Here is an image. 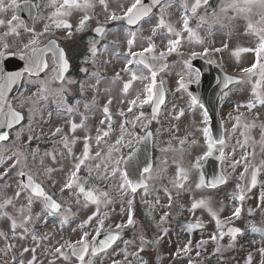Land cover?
Returning a JSON list of instances; mask_svg holds the SVG:
<instances>
[{
  "label": "rangeland",
  "instance_id": "obj_1",
  "mask_svg": "<svg viewBox=\"0 0 264 264\" xmlns=\"http://www.w3.org/2000/svg\"><path fill=\"white\" fill-rule=\"evenodd\" d=\"M173 3H175V7L179 6L177 0L170 2L169 4ZM172 12L176 13V18L171 24L177 30H181L183 27L182 17L184 14L181 12V8L177 11L170 9L166 12L169 17L168 20L172 18ZM203 18L204 21H208L209 19L207 16H204ZM209 20V23L211 24L212 21H215V17H212ZM220 22L221 21H215L212 27H210L208 31H205V29L201 27L200 19V26L193 29L196 30L199 36L204 40L203 43H197L195 40L189 42L187 40V33H184V41H182L178 51L173 53L176 58L173 56L172 58L174 59H170V68L160 75H157V79L164 82L166 90L171 93L172 97V99L168 101V109L163 113L161 112L160 116L158 115L154 117L152 114L149 116L143 115L140 120H137L136 118L140 117V113H142L140 106L133 107L136 109L134 112H128L129 101L134 99L138 94L143 98L145 85L148 84L149 81H133L128 92H123L124 83L131 77L130 73L123 71L127 63L129 48L128 46L125 47L122 43L115 48H108L109 51L104 56L99 54L93 59L78 57V60L81 61V71H79L81 75L82 72L89 73L83 76L80 75L79 77L71 76L70 82L66 88L53 87V90H51L48 110L41 112L40 116L38 115L37 110H28L27 116L31 121L26 127V140L22 139V142H17V148H15V144L14 147L10 145L2 147L3 152L0 153V172H4L6 168H10V166L15 163L16 159L22 161L20 165L12 171V174L6 178L5 182H0V200L4 197L14 195L17 181L20 179L17 172L21 170L32 174L39 181L45 182L48 185L49 190H51L52 193H55L63 186L70 173L74 170V166L78 162V159L82 158V153L84 151V136L90 135L92 137V140L89 142L92 149L91 151L100 152L101 156L100 158H96L95 154H90L91 157L89 156V159L86 161V169L88 170L89 175L85 176L83 180L86 181L87 188L95 187L108 191L111 195V203L107 206L101 205L100 216L94 218L91 224L87 227L80 228L77 231L76 229H73V224H62L61 221L63 217L68 216L69 220L70 218L73 219L74 216H77L80 220L84 221L85 218H88V216H91L93 212L96 211V205L90 203L87 204V206L84 205L82 196H80V203H77L76 193L78 192V189H73L59 198L62 203V209L60 213L51 215L54 218H52V221L48 224L44 222L45 214L43 199L34 198L31 205V215L33 219L31 223L24 225V227L28 229L27 233H24L22 227H17L16 233L13 234L10 230V220L4 216H0V233H4L7 236V239H5L4 236H0V257L7 258V262L3 264L18 263L21 260L24 264H29V262L32 261L33 255L36 257L34 264H79L78 261L69 254L67 248L64 249L65 256H59L56 254L55 248L59 247L60 244L79 240L85 231L89 233L88 239L90 240L96 232L95 229L99 226V219H102L104 222L103 228H112V226H116L117 224L125 223L132 206V204L129 206L128 201L131 200L133 203L136 197H138L140 201V209L143 216H145L144 218L147 219L146 215H148L151 217V225L159 228L155 236L157 251L159 250L158 264H202V262L210 258L212 254L211 252L217 250V248H219V251H224L226 247L227 252L230 251L231 248L235 250L232 264H248L249 254L252 256L251 264H261V262L264 261V255H262L260 251L261 249H264V240L262 241V239L249 232V228L253 222L247 224L245 228L247 233L238 236L235 240H232L230 237L226 238L225 235L221 238L219 234L221 232L224 233V230L222 228H217L215 222L216 219L209 211L210 208L212 211L217 212L220 220H223L227 215V224H231L237 223L243 214H255L259 211V206H263L264 209V201L261 200V193L264 192V184H260L259 189L253 191L246 202L244 200V203H246L247 206L246 208L242 207L245 210H241L239 218L232 216L234 207L240 206V202L234 200L233 195H239L237 185H240V179L245 168V160L243 157L249 153H255L256 156L258 155V152L255 150L246 153L247 151L242 149V143L244 142L242 139V128L233 120L228 122V182L227 186H222L218 189H197L196 184L199 183L200 175L195 170H189L192 169L191 166L193 161L197 160L198 156H203L204 152L207 151L206 139L203 137V133L200 132V128L195 124L192 117L190 119V124L194 125L192 128L197 133V140L199 141L194 145L196 152L194 154L184 152V154L180 155V158H174V160L169 159L163 153L164 148L168 152H172L171 148H173V150L177 149L179 144L177 145L174 140L176 138L178 140L184 138L180 136L181 132L176 129L181 122L184 121L181 125L183 129H188L189 121L186 123V119H184L183 121L175 122L171 117L176 118L175 114L181 113V111L182 113H189V108H183L182 105L188 104L190 108L193 106L191 101L187 99L188 96L185 92L179 88V76L190 77L192 79L197 78V72H193L192 69L184 63L185 60L191 58L192 52L202 49L198 48L196 44L200 46L207 43L209 46L216 47L221 46L222 43H226L227 41V44L230 47L227 52V68L231 71L249 64L241 63L244 62V60H241L240 57L234 55V47L236 45L246 44V46L252 48L258 44L256 37H242L235 32V26H226L224 22ZM147 24L142 27L139 33H137V41L136 44L133 45L132 50L138 51L142 45H145V38L148 36H152L153 41L157 44V51L164 50L167 40L160 34V32L156 33V35H159V37H156V35H153L150 31L156 23L153 25L151 24V26ZM218 24L221 26L220 28L212 29ZM117 31L123 32L124 30L118 29ZM127 38L130 39L129 35H127ZM109 47L113 46L111 45ZM168 56L170 57L171 55ZM132 69L138 76L150 77L151 75L150 70L144 68L142 65H134L132 66ZM117 73H119V79L116 78ZM38 87L42 89V84H38ZM239 87L240 93L239 91H233L232 94L228 96V101L230 99H236V97H238L237 99L239 100H243L244 95L250 91L246 84L240 85ZM176 90L180 91L178 96H175ZM64 91L71 92L72 95H74V99L75 95L80 97L74 101L70 98L68 104L66 99H64ZM23 98V100L26 101L28 100L27 98H33V95H26L23 96ZM109 99L112 101L110 105L107 103ZM228 101L227 112L230 113V111H234V109L232 108V101L230 100V104ZM22 102L21 99V103ZM106 105L110 108L111 124L113 123L115 129L112 128V131H114H110L109 135L102 139L101 144L103 145V148L100 150L98 147L99 145H97L95 141V137L98 128H101L104 131L108 130V121H106L104 125L101 124V120L105 118L103 109ZM69 108L72 109L71 112L68 110ZM257 108L259 109L260 106ZM121 111L125 113L124 116L120 115ZM192 112L194 114L198 113L199 121L201 119L199 125L203 130V124L206 119L204 113L202 114L200 109H198V111L192 110ZM127 114L129 115L127 121L130 122L128 125L134 129L129 131L125 125L124 143L116 146L115 142L121 135V124L125 122V116ZM85 117L87 119H84ZM82 121L84 127H78L75 133H72L71 124L75 122L77 125H80ZM153 122L159 125L158 131L156 129L155 132V142L160 153L157 155L155 168L152 169L153 179L149 181V194L145 195L144 191L140 189L135 194H132L129 191L122 195L118 188V185L121 182L119 176L115 178L109 176V179L107 180L102 178L103 162L108 156L109 148L113 146L118 147L119 152L117 153L113 151L112 156H124V153L121 154L122 148H125L129 144V141L132 143V141L137 138L144 129H146L144 125L149 126L152 125ZM234 125H237L235 129L233 127ZM57 128L62 129L63 135L56 132ZM135 129H139L140 131L136 132ZM257 133L258 132L256 131V134ZM35 135H51L55 141L52 140L50 143H45L47 147H39L38 145L34 146L30 142ZM65 135L69 140L74 141L70 146L71 151L64 146L63 136ZM213 153L220 156L219 148H216ZM53 157L55 158L53 159ZM234 161H239L240 163L234 165ZM178 163H181L182 166L185 164V168L189 171L188 180L184 183L182 189H177L174 186ZM96 164H101L100 174L97 172L95 167ZM89 169H91V173H89ZM91 177H96L97 180H92ZM260 179L262 180L260 183H264V173ZM164 188H168L169 191H171L173 201L177 203L180 210H178L179 212L177 211L172 214L173 222L171 223L167 221H164L163 223L160 220V217L165 213L164 206L168 204V197L163 191ZM27 195V193L22 194L19 200L16 201L17 208L22 204H27ZM201 198L208 201V207L198 208L195 213L189 211L193 200ZM157 199L159 200L158 204ZM260 202H262L263 205H260ZM5 211H7L9 215H16L15 210L11 206L5 209ZM187 221L203 222L206 224V228L193 235H188L183 227ZM17 223L18 225L20 224L19 218H17ZM262 223H264V218ZM37 224H40L41 226L47 224V226L44 227L45 230H47V237H44L42 232L35 231V225ZM173 225H175L174 228H172ZM138 227V230H146L141 229V224L138 225ZM142 227L144 228L145 225L143 224ZM164 229H167V231L165 232ZM211 235H217L218 239H209ZM33 236L36 237V240H33ZM189 240L191 241L190 251L185 252L184 248ZM201 240L207 241V243L198 246ZM8 245H11V247H8ZM145 245L146 247L153 246L147 241ZM25 248L29 249V251L25 252ZM32 248L36 249L34 254L31 251ZM138 249L137 246H129L122 242L116 247L114 253L112 252L104 258H101V256H89L85 261L86 264L88 261H91V264H96L102 260L104 262L115 261L119 264H144L143 258L138 255ZM197 253H199V255H197ZM188 254L195 256L197 260L194 261L193 258L187 256ZM65 257H67V259Z\"/></svg>",
  "mask_w": 264,
  "mask_h": 264
},
{
  "label": "snow or ice",
  "instance_id": "obj_2",
  "mask_svg": "<svg viewBox=\"0 0 264 264\" xmlns=\"http://www.w3.org/2000/svg\"><path fill=\"white\" fill-rule=\"evenodd\" d=\"M99 3L103 6L105 10V15L107 17L105 25H100L99 22H97L98 26L95 28V32L98 34H103L106 30V24L109 22H124L126 26H132V25H139L141 21H145V18L150 17L152 14L153 7L159 5L160 6V13L157 18V22L154 27L150 29L153 35H155L157 32H160V34L167 40L166 46L164 50L157 51V44L153 41L152 36H148L145 38V45H142L138 51H133L132 47L136 44L137 41V34L136 32H129L130 39L127 40L128 44V59L125 68L123 71L130 73V79L124 83L123 85V92L127 93L129 88L131 87L133 81L136 80H147L149 81L148 84L145 85L144 88V95L143 98L141 95H137L134 99L129 101V107L128 112L132 111L133 107L140 106L142 107L145 104H154L155 107L153 108V116L155 117L159 105L164 103L165 98V92L163 88V81H157V73L159 71H162L164 68L167 67L166 59L167 56L177 52L178 48L181 46L182 41H184L185 36L184 33H187V40L189 42L195 40L197 43H203V39L199 36L198 32L194 30L192 27H190L189 20L190 17L194 14H197V10L201 7V5L207 6L208 0H185L184 3L181 4V8L183 9V27L181 30H177L171 23L168 22V20L165 17L164 10L166 7H171L170 4L166 2V0H152V4L148 5L144 3V0H130V6H128L126 9H122L120 14H117L115 11L108 12V5L106 3V0H99ZM54 9V11L51 13L49 19L53 21V24L56 28H63L66 31L67 37L71 38L72 36V29L73 25L68 22L67 19H64L66 17H69L74 9H84L88 10L94 7V4L92 0H51V4L49 5ZM9 7H17L16 0H10V4H5L4 0H0V12L6 11ZM37 7H39L37 5ZM228 9H235L238 13H252L253 9L259 10L260 15V22L259 25L253 24L251 20H249V23L247 25L248 29L250 31H253L257 34L259 37V45L258 47L254 48H248V49H236L234 51V55L239 56L241 52H253L255 53V62L251 64L250 67L242 68L241 71L244 74L245 77H258V79L255 81V85L253 87V100L249 101L245 107L252 109L255 108L257 103L260 105H264V0H230L227 4H225L224 7L221 8V13H226ZM213 17H216V13H213ZM93 17L90 15L85 14L83 18L79 20V23L76 27V31H82L88 22L92 20ZM201 23H204V18L201 17ZM19 18L15 15L11 17V19H8L7 21L0 19V26H5L8 28V32L5 33V35H16L18 34V28H24L25 30L29 32H33L34 29L27 27L23 25L22 22H17ZM146 22V21H145ZM198 25L197 27H199ZM49 32V26L46 25L44 27V31L42 33H38L34 35L28 43H25L23 45V48L27 50L23 53V57L28 59L30 63L33 65L39 67L44 66L46 67V62L44 61L43 57L44 54L51 52L54 57L57 58L58 61V71L56 79L63 80L64 78V72L67 71L69 65L68 61L65 57L63 49L59 47V45L56 43L55 40H49L48 45L41 49L37 47L39 40L41 37L44 36L45 33ZM7 48V45L4 46ZM228 46L227 44L223 45V48H214L211 49L213 52H220L223 49H226ZM98 49L96 48L95 43L92 46V54L93 56L96 55ZM210 50L205 48L203 54H207ZM4 55L3 52H0V57ZM201 55V53L192 52L191 57L195 58L196 56ZM185 65H187L189 68L191 67V61L185 60ZM210 63H214V61H210ZM143 66L144 68L150 70V77L145 76H138L135 71H133L132 66ZM22 74L21 73H8L6 77H0V80H4L5 85H10L11 83L15 82L16 79H18ZM199 77V73L197 72V79ZM117 79H119V73H117ZM234 77L225 75L224 81L225 86L227 87L228 84L232 83L234 81ZM4 87V85H0V88ZM179 88L185 89L186 84L184 81L183 76L181 77L179 81ZM109 105L112 103L111 99L107 102ZM191 103L192 105H199L201 108H203V105L200 104V101L197 97L192 96L191 97ZM23 104V102H22ZM70 112L72 111L71 108L68 109ZM105 118L101 120V124L104 125L106 121H108L107 127L108 130L104 131L101 128L97 129V135L95 137V141L97 145L101 142V140L109 135V132L112 130L111 128V113L109 112V108L106 105L103 109ZM183 114L182 111L180 113ZM204 114L207 116V110L204 109ZM121 116H124L125 113L123 111L120 112ZM143 116V113H141L140 117H137V120H140ZM23 119V116L20 112L12 110L11 112V122H9V127H11L12 122H19ZM84 119H87L86 117ZM237 125L239 124L240 118L237 117ZM129 121H125L123 124H121V135L120 138L116 140V146L122 145L124 143V129L125 125L129 124ZM150 123V121H149ZM205 124H207V121H205ZM237 125H234V129ZM147 127V125H144ZM78 127H84L83 121L80 125H77L75 122L71 124V131L72 133H75L76 129ZM248 125H245V128H247ZM203 135L207 142V151L204 153L203 156L199 157L196 160L195 167L201 168V161L206 159L208 156H211L213 154V151L216 149L217 145H220V157L223 158V146H224V138L221 136L219 139H215L212 137L211 129L209 127L203 128ZM57 133H62V129L57 128ZM152 136L151 132H148L145 136L140 137L139 140H137V143L140 142V140H147L150 139ZM8 139V133L7 132H0V141H6ZM92 140V137L90 135L84 136V151L82 153V158L78 159V162L74 166V170L70 173L67 180L64 182L63 186L61 187V192H64L65 190H73L78 189L77 195V203H80V196L83 197L84 205L87 206V204L91 203L96 205V211L93 212L91 216H88L87 220L84 221V223L81 225L83 228L84 225L91 224L94 218H98L100 216V206L111 203V195L108 191L101 190L99 188H86V181H84L80 176L79 172L82 166H87L86 161L89 159V148L90 144L89 142ZM74 141L69 140V138L65 135L63 136V143L66 148H68L69 151H71V144ZM129 147H133L131 141L128 142ZM185 141L181 140L180 144L184 145ZM182 150V149H181ZM119 152L118 147H111L109 148L108 156L103 162V179H109V176L112 178H115L117 176L120 177V183L118 185L119 191L121 194H125L127 192H131L132 194H135L138 189H142L144 191L145 195L149 194L150 184L149 181L153 179L152 177V165L145 163V166L142 169V172H139L137 175V178L133 179L130 178L132 173L130 169L134 168V162L133 157L135 156V150L132 152H129L127 154V160L123 156H112V152ZM96 158H100L101 153L97 152ZM254 155V154H253ZM55 157H53L54 159ZM26 159V158H25ZM243 159L246 162V166L244 171L247 173L249 171V168L252 169L251 171V179L250 184H246L245 186L241 187L240 185H237V188L239 189V195H233L234 200H238L240 202V206L234 207L232 211V216L239 218L241 214V210L243 207V202L246 198V192L250 190L251 187H255L257 183V173H259L260 168L256 167L255 165H249L247 164L248 157L245 156ZM22 161L20 159H16L15 163L11 165V169H16ZM239 161H234L235 164H239ZM125 165V167H121V165ZM98 174H100L101 170V164L95 165ZM8 171L5 170L4 172H0V180L6 179L8 176ZM89 173H91V169H89ZM17 175L21 178L17 181L16 184V190L14 192L13 196L10 197H4L2 200H0V216H4L10 220V230L13 232V234L16 233L17 227H22L24 230V233H27L28 229L24 227V225L31 223L33 217L31 215V205L33 203L34 198H43L44 202V214L45 216L49 215H56L60 213L62 204L57 202V200L53 199L51 195H48L44 188L42 187V184L37 182L33 175L28 174L27 172H24L23 170L18 171ZM188 179V170L182 166L181 163H178L177 166V174L174 180V186L177 189H182L184 187V181ZM227 183L226 178L224 175H220L218 177H215L212 181H206L205 177L201 173L199 183L196 184V188H216L219 184ZM10 187V185H9ZM163 191L168 197V205L166 207L171 208L173 203V196L171 191H169L168 188H164ZM27 193L26 196L27 204H22L19 208L16 207V201L19 200L22 194ZM261 200L264 201V192L261 193ZM159 203V200L157 199V204ZM129 206H131L132 201H128ZM9 206H11L14 210L16 215H9L5 209H7ZM201 207H208V201L204 198L201 199H194L191 203V208L189 211L192 213H195V211L198 208ZM70 211V209H69ZM209 211L215 217L216 219V226L217 228H221L222 222L217 214V212L212 211L209 208ZM250 211V210H249ZM169 213L165 212L163 216L160 217L161 222L166 221L168 218ZM17 218L20 220V224L17 223ZM68 221V216H64L61 223H66ZM103 220H98V227L95 229L96 235L99 236L101 230L103 229ZM134 225V219L131 211L129 210V214L126 220V223L117 224L116 229L117 231L115 233L109 231L106 234V238L103 241L98 242V244L92 246L91 255L95 256L98 252H103L106 250V248L111 247V245L118 239H120L119 232L124 227L133 226ZM203 225L197 221L195 224L189 223L186 225V228L191 231L196 228H201ZM166 232L167 229H164ZM241 230L239 228H230L229 233L235 238V235L239 233ZM252 231L254 232H262L264 233V229L259 228H252ZM89 233L83 232L81 238L75 242H66L64 244H60L59 247L55 248V253L59 256H65L64 249L67 248L70 250L71 254L78 257V260L80 264H86L85 257L89 254V243L87 240ZM220 237L224 235L223 232H221ZM0 236H4L5 239H7V236L4 233H0ZM33 240H36V237H32ZM211 240H217V235H211L209 237ZM95 240V237L93 238ZM126 244L129 242H125ZM207 241L201 240L199 242L198 246H202L203 244H206ZM191 241H188V244L185 245L184 251H190ZM8 247H11V245H8ZM144 249L141 247L138 249V251H143ZM25 252L29 251V249L25 248ZM31 251L33 254L35 253L36 249L32 248ZM217 251H219V248H217ZM261 254L264 255V249H261ZM179 254V250H178ZM199 255V253H197ZM67 259V257H65ZM36 260L35 255H33L32 261L29 262V264H34ZM252 256L249 254L248 256V264H251ZM18 264H24V262L21 260L18 262ZM87 264H91V261H88ZM113 264H117V262H113ZM146 264V262H144ZM261 264H264V261L261 262Z\"/></svg>",
  "mask_w": 264,
  "mask_h": 264
},
{
  "label": "flooded vegetation",
  "instance_id": "obj_3",
  "mask_svg": "<svg viewBox=\"0 0 264 264\" xmlns=\"http://www.w3.org/2000/svg\"><path fill=\"white\" fill-rule=\"evenodd\" d=\"M168 1V0H167ZM166 1V2H167ZM169 1H174V0H169ZM94 7L88 10L84 9H74L69 17H66L64 19H67L68 22H70L73 25L72 29V36L71 38L67 37L66 31L63 28H56L53 24V21L49 19L51 13L54 11L52 7L49 5L51 4V0H16L17 7H9L6 11L0 12V19H3L7 21L8 19H11L13 15L17 16L19 20L14 23H19L22 22L23 25L30 27L34 29L33 32H29L25 30L24 28H18V34L16 35H5L6 32H8V28L5 26H0V52H3L4 55L0 57V77H4L5 73L7 71L5 70L6 66H11L18 68V62L20 61V58L22 59L23 62V53L26 52L23 48V45L25 43H28V41L36 34L42 33L44 31V27L46 25L49 26V32L45 33L43 37L40 38L39 43L37 47L43 49L48 45L49 40H55L56 43L59 45L60 48H62L65 52V55L68 59L69 62H73L78 60V57H81L85 54H89L92 52V46L95 43L96 48L99 51H105L106 46L110 44V39L112 40L113 37L116 35V31L119 29L120 26H122L125 30H130L129 26H126L124 22H109L106 24V30L103 34H98L95 32V27L98 26L97 22H99L100 25H105L107 17L105 15V10L103 6L99 3V0H92ZM185 0H178L179 5L184 3ZM230 2V0H215V4L217 5L216 7L214 5H210L209 7H206L205 10H210L211 13H216L215 21H221L220 23L224 22L225 25L227 24H232V22H241L240 24H236V28H239L241 33L240 36L242 37H256L258 44L254 47H258L259 45V37L257 34L253 31H250L247 27L249 20L253 24L259 25L260 22V15H259V10L258 9H253L252 13H238L235 9H228L226 13H221V8L225 6ZM5 4H10V0H4ZM106 3L108 5V12H113L115 11L117 14L121 13L122 9H126L128 6H130V0H106ZM37 5L39 7H37ZM205 6H201L198 10L197 13L199 14L200 11H203ZM89 11H92V17L93 19L88 22L86 27L82 31H76V27L79 23V20L81 19V16L87 14ZM80 17V19L78 18ZM204 17V15L202 16ZM96 22L95 26H92ZM219 23V24H220ZM227 33V31H226ZM227 44L226 43H223ZM7 45V48L4 46ZM222 45V47H223ZM218 46L210 47L209 52L207 54H203L204 49L207 48V46H204L201 50H197V53H201V55L196 56L197 57H202L208 61H214L215 63L223 61L225 63V72L227 73V48L223 50L222 52V57L221 55H218L220 52H213L211 49L217 48ZM252 47V48H254ZM250 47L246 46V44H241V45H236L234 47V51L236 49H248ZM241 60H244L243 63H249L245 67H250L252 63L255 62V53L253 52H241L239 56ZM247 58V59H246ZM44 61L48 63V68L46 69L45 72H43L41 75L37 77L31 76L29 73H24L23 74V83H22V88L20 91H18L11 99V105L12 107L19 111L22 112L25 116V119H27V114L28 110H37L38 115L40 116L41 112H44L48 110V106L50 103V95H51V90L55 86V76H56V66H55V57L52 55L51 52H48L44 54L43 57ZM244 67V68H245ZM242 81L244 84L247 85V87L253 91V87L255 85L254 82V77H245L244 75L242 77ZM3 80H0L2 82ZM16 81V80H15ZM28 82L32 83H42L43 84V89L40 92L39 90H36L35 86L29 87ZM69 82V79L67 77L64 78L63 82L60 83L61 87L66 88L67 84ZM15 82L11 83L10 85H5V87L0 88V105L6 107V102L8 101V91H10L13 88ZM27 92V93H26ZM28 94H33V98L24 101L23 96L28 95ZM249 95H252L249 93ZM38 99H37V98ZM21 99L23 101V104L21 103ZM250 101V99H247ZM247 103H241L240 106L238 107L240 111H230V113L227 112V94L225 96V101L223 104V108L221 110V115L223 119V133L225 135V143L223 146L224 149V155L223 158L219 155H215L218 159L221 160L222 168L224 173L227 175V126L228 122L227 121V116L233 117V118H240V123L238 126L242 128V139L243 143L247 144V148L250 149H256L258 152V158L255 160H252L250 162L249 155L246 154L244 155L248 157L247 164L249 165H255L256 167L260 168L259 171V178L262 176L264 173V109H259V114L257 115L256 124H252L248 117L258 109H249L245 107ZM264 106V105H263ZM198 113H192L189 110V113H186V123L189 121L188 129H183L181 126L182 123L184 122L183 117H180L179 121H183L179 124V131L180 136L184 137L182 140L185 142H196L197 136L196 132L192 128V124H190V119L191 117L194 119L195 124L198 125L200 128V132L203 133L202 127L199 125V117ZM5 117H6V124L9 125V122H11V112L6 111L5 112ZM206 117V116H205ZM209 120V117H206V120ZM232 118H230V121ZM202 123V122H201ZM15 124V122H12L11 125ZM203 124V123H202ZM23 124L20 126H13L17 127L13 130L8 131V139L6 141H0V151L3 152L2 147H5L7 142L14 143L15 142V148H17V142H22L24 135L21 136L23 130ZM245 125H248L247 128H245ZM206 126V124H203V128ZM182 127V128H181ZM258 131L256 134L255 131ZM186 135V133H188ZM38 134V133H36ZM204 136V135H203ZM48 138V136H38L35 135V137L32 140V143L42 141V138ZM179 141H181L179 139ZM99 143V149L103 148V145ZM189 145L188 152L192 151L195 153V148L194 145ZM173 146V145H171ZM183 145H180L177 149L173 150L171 148V151L175 156L180 158V155L184 154L186 150H183ZM216 148L220 149V145H217ZM123 149V148H122ZM182 149V150H181ZM245 149V148H244ZM14 150V149H13ZM99 150V151H100ZM246 151V149H245ZM90 152V151H89ZM171 152V153H172ZM247 153V152H246ZM18 158V157H16ZM199 158V156L197 157ZM196 158V159H197ZM195 161H193V164L191 166L192 169H199L194 166ZM223 161V163H222ZM246 164V162H245ZM185 167V164H184ZM187 169V168H186ZM260 182L262 180L260 179ZM264 184V183H263ZM48 193V192H46ZM50 194V193H49ZM52 195V194H51ZM53 196V195H52ZM55 198V196H53ZM263 217L259 218L255 225L260 226L264 228V223H262ZM87 220V218H85ZM84 220V221H85ZM83 220H80L77 216H74V218H70L66 223L73 224V229H76V231L81 227V225L84 223ZM144 224L146 228H148V231L144 232L143 230H138V225ZM245 225V223L243 222ZM89 224L84 225V227H87ZM130 227V229L128 228ZM124 227L122 230H120L119 235L120 239L116 240L115 243L107 248L103 252H98L95 256L91 255L92 247H91V242L88 241L89 243V254L88 256L91 257H100L104 258L105 256L109 255L110 253H114L116 247L122 243V242H129L127 245L129 246H137L139 249L142 247L144 250L139 251L140 255H142L143 258H145L147 255V251L149 250L150 253H155V250L157 248L156 242H155V233L158 231L156 227L151 225V220L150 217L147 216V219L143 217H137L136 220H134V229L132 226ZM141 225V229H142ZM133 229V231H131ZM244 229V228H243ZM102 231H111L115 233L117 231L116 226H112V228L104 227ZM146 241H149L150 245L153 246H148L146 247ZM227 250V247H226ZM76 259V258H75ZM78 263L80 264L79 260L76 259ZM114 262V261H113ZM113 262H104L103 260L96 263V264H113ZM117 264H119L117 262Z\"/></svg>",
  "mask_w": 264,
  "mask_h": 264
},
{
  "label": "water",
  "instance_id": "obj_4",
  "mask_svg": "<svg viewBox=\"0 0 264 264\" xmlns=\"http://www.w3.org/2000/svg\"><path fill=\"white\" fill-rule=\"evenodd\" d=\"M204 84H208L207 79L204 80ZM222 88H220L221 90ZM219 90V87L217 88V91ZM192 91V89H191ZM202 102L203 99H201ZM215 132V131H214ZM216 137H219L218 133L215 132ZM143 149L144 150V154L141 155L140 153L136 154L133 157V162L134 165L136 166L134 171L131 172L132 175L130 178H137V175L139 172H142L143 167L145 166V163H149L150 162V144L148 143V139L144 141L143 145L141 146L140 150ZM138 162H140L139 164H137ZM151 164V163H150ZM203 172H204V176H205V180L206 181H212L215 177H218L221 175L218 167L216 166L215 171H209V170H205L203 168Z\"/></svg>",
  "mask_w": 264,
  "mask_h": 264
}]
</instances>
